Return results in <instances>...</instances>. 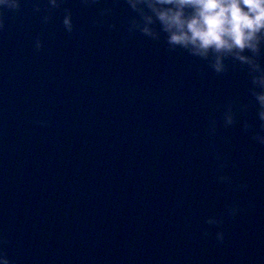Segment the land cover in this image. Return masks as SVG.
Instances as JSON below:
<instances>
[{"label": "water", "instance_id": "obj_1", "mask_svg": "<svg viewBox=\"0 0 264 264\" xmlns=\"http://www.w3.org/2000/svg\"><path fill=\"white\" fill-rule=\"evenodd\" d=\"M19 3L0 8V248L13 264H264V146L242 130L255 109L223 123L227 101L248 102L245 71L227 61L217 75L163 34L129 33L125 0H64L47 23V0Z\"/></svg>", "mask_w": 264, "mask_h": 264}, {"label": "clouds", "instance_id": "obj_2", "mask_svg": "<svg viewBox=\"0 0 264 264\" xmlns=\"http://www.w3.org/2000/svg\"><path fill=\"white\" fill-rule=\"evenodd\" d=\"M64 0H47L46 14L42 21L47 23L52 10L61 7ZM96 0H81L82 5L90 6ZM134 15L127 20L129 33L138 31L152 40L163 39L169 50L182 49L190 56L205 62L219 75L227 72L228 63L239 66L245 71L249 97L247 103L238 100L226 102L223 111V123L229 127L236 122V110L247 113L255 109L258 124L243 120L242 130H251V139L264 146V0H125ZM19 0H0V8L18 10ZM39 12L40 4L33 5ZM110 8L99 10V16L111 13ZM62 26L72 33L74 25L70 8L63 9ZM103 23V20L95 21ZM3 27L0 22V28ZM109 28L114 25L109 24ZM42 47L39 37L35 39L37 51ZM210 134L216 132V121L209 127ZM217 159H220L217 154ZM225 162L219 167H225ZM219 180L231 184V178L222 175ZM246 188L247 185H240ZM236 205L229 206L230 215L238 211ZM222 223L218 220L216 224ZM216 238L223 241V232L218 231ZM0 243H7L0 238ZM0 264H13L5 249L0 248Z\"/></svg>", "mask_w": 264, "mask_h": 264}]
</instances>
